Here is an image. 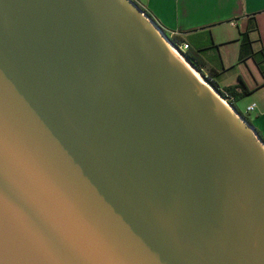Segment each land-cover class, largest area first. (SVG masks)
<instances>
[{
    "label": "water",
    "instance_id": "95a60500",
    "mask_svg": "<svg viewBox=\"0 0 264 264\" xmlns=\"http://www.w3.org/2000/svg\"><path fill=\"white\" fill-rule=\"evenodd\" d=\"M157 26L0 0V264H264V140Z\"/></svg>",
    "mask_w": 264,
    "mask_h": 264
},
{
    "label": "crops",
    "instance_id": "0c3cea01",
    "mask_svg": "<svg viewBox=\"0 0 264 264\" xmlns=\"http://www.w3.org/2000/svg\"><path fill=\"white\" fill-rule=\"evenodd\" d=\"M134 1L189 44L206 63L200 70L221 89L244 82L249 91L241 95L238 88L234 106L264 137V0ZM245 34L249 42L243 51ZM251 104L256 107L248 112Z\"/></svg>",
    "mask_w": 264,
    "mask_h": 264
},
{
    "label": "trees",
    "instance_id": "16d2710c",
    "mask_svg": "<svg viewBox=\"0 0 264 264\" xmlns=\"http://www.w3.org/2000/svg\"><path fill=\"white\" fill-rule=\"evenodd\" d=\"M146 11V10H145ZM146 13L152 17V15L146 11ZM153 18V17H152ZM154 19V18H153ZM156 21V20H155ZM166 31V30H165ZM167 34L169 35V37L171 38V40L176 43V44H180L183 42V39L180 38V37H177V36H174V35H171L169 34V32L167 31ZM249 42V38H248V34H245L244 36V39H243V51L246 47V43ZM244 56V54L241 55V58ZM186 57L187 59L194 65L196 66V68H198L200 70V68H202L206 63L204 62L203 59H200V58H196L195 55L188 50V52H186ZM201 71V70H200ZM202 72V71H201ZM203 73V72H202ZM204 76H206L205 73H203ZM206 78L212 82L213 84H215L217 87L218 84L216 83V81L211 77V75H207ZM238 88H242V93L241 95H243L244 93H247L249 90L246 88L244 82L241 80L240 83L237 85V86H231V87H228L227 89H221L220 88V91L222 94H225V93H229L230 95L234 97H238V95H240V93H238L237 89ZM258 134L260 135V137L264 140V137L260 134L259 131H257Z\"/></svg>",
    "mask_w": 264,
    "mask_h": 264
},
{
    "label": "bare ground",
    "instance_id": "6f19581e",
    "mask_svg": "<svg viewBox=\"0 0 264 264\" xmlns=\"http://www.w3.org/2000/svg\"><path fill=\"white\" fill-rule=\"evenodd\" d=\"M157 28L159 29V31L162 33V35L165 37V40L167 41L168 45L175 51V53L178 55V57L183 60L188 67L195 73V75H197V77L202 81V83H204L205 85H207L218 97H220L227 105H229L230 107H233L229 102H227L224 98H222V96L219 94V92L215 89V87L213 85H211V83H209L202 75L201 73L192 65V63L185 57V55L176 47V45L174 44V42L171 40V38L169 36H167L162 30L161 28H159V26H157Z\"/></svg>",
    "mask_w": 264,
    "mask_h": 264
},
{
    "label": "built area",
    "instance_id": "2783aa9c",
    "mask_svg": "<svg viewBox=\"0 0 264 264\" xmlns=\"http://www.w3.org/2000/svg\"><path fill=\"white\" fill-rule=\"evenodd\" d=\"M176 47L184 54L186 55L187 50L189 49V44L187 42H182L180 44H176ZM208 80V79H207ZM209 81V80H208ZM210 82V81H209ZM215 88L216 90L219 92V94L222 96V98H224L227 102H229L232 106H234V98L232 95H230L229 93H225L222 94L220 91V87H217L215 84H213L212 82H210ZM256 105L255 104H251L248 106L247 111L248 112H252L255 109Z\"/></svg>",
    "mask_w": 264,
    "mask_h": 264
},
{
    "label": "rangeland",
    "instance_id": "374dc122",
    "mask_svg": "<svg viewBox=\"0 0 264 264\" xmlns=\"http://www.w3.org/2000/svg\"><path fill=\"white\" fill-rule=\"evenodd\" d=\"M166 33H167V31H166ZM170 34V33H169ZM170 36H171V34H170ZM186 56V55H185ZM207 76V75H206Z\"/></svg>",
    "mask_w": 264,
    "mask_h": 264
}]
</instances>
